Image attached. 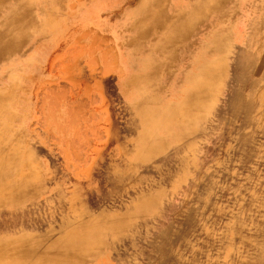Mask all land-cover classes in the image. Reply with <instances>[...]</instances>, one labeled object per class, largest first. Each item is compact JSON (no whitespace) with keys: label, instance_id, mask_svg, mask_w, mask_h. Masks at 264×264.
Returning a JSON list of instances; mask_svg holds the SVG:
<instances>
[{"label":"rangeland","instance_id":"374dc122","mask_svg":"<svg viewBox=\"0 0 264 264\" xmlns=\"http://www.w3.org/2000/svg\"><path fill=\"white\" fill-rule=\"evenodd\" d=\"M194 1L0 0V264H264V18Z\"/></svg>","mask_w":264,"mask_h":264},{"label":"bare ground","instance_id":"6f19581e","mask_svg":"<svg viewBox=\"0 0 264 264\" xmlns=\"http://www.w3.org/2000/svg\"><path fill=\"white\" fill-rule=\"evenodd\" d=\"M206 1L208 3H206L208 7H204L206 11L208 10H213L214 13V16H217L216 17V21H222L224 18H228V16H226V14H224V11H223V3H224V0H198V1H194L192 2V4H189L188 6V12H187V9L186 10H183V12H181L179 15H178V18L180 20H190V16L191 15H196L200 10H201V6L203 4V2ZM237 2V0H236ZM239 2V0H238ZM233 3V2H232ZM205 4V5H206ZM204 5V6H205ZM206 5V6H207ZM195 12H197L195 14ZM200 16V15H199ZM198 16V17H199ZM197 16L196 17H192L193 19L195 18H198ZM205 16H202L200 17L199 19H204ZM199 19H196L195 22H197V20ZM188 20V21H189ZM185 23H187L185 21ZM188 24V23H187ZM174 30V29H172ZM172 30H169V31H166L168 32V35L166 38L167 39H163V40H160L158 43L162 45H165L167 43H169L171 40L174 41L175 38H179V35H181V32H176L175 30L172 31ZM188 31V30H187ZM215 41V40H213ZM223 43H219L218 41H215L212 43V47L211 46H207L209 49H213V51H215V53L217 52L218 54L223 51L222 45ZM4 45L6 47V49L4 48ZM206 47V48H207ZM224 47V46H223ZM8 43L5 41L3 43V45L1 46L0 48V53L2 54H5L8 52ZM225 48V47H224ZM203 49V48H201ZM201 53H204V51H200ZM217 58V57H215ZM214 58V59H215ZM220 59L223 58L222 56L219 57ZM151 65V62L149 59L145 58L144 59V63L142 64L143 68H146V67H149ZM214 66V64H213ZM217 66V65H216ZM215 67V66H214ZM198 69V68H197ZM202 71L205 70V69H201ZM199 71V70H198ZM200 73V72H199ZM202 73V76L201 75H198L196 76L197 74H195L193 78H191L189 80V84H191V87L187 88V89H183V93L184 96H185V100L183 102L180 101V113H178V115H176L174 118L172 119H168V120H165L164 117H163V114L164 113V110H166L164 107V109L162 110V108L160 109H157L151 113H148V114H152L153 116H155L156 120H153V119H147L146 124H144V127H145V130H144V133H143V137H148L150 136V133L151 131L154 129H158L159 131L162 130L164 132V135H169L170 136H175L176 133H182L184 128H183V125H190V124H195L193 122L198 121V119H200L199 117L201 116V113L205 110V108L210 104L208 102H206V99H207V96L209 94H214L216 92V88H215V85H214V81L218 75V72H213V73H205L204 72H201ZM188 78V77H187ZM186 78V79H187ZM186 90V91H185ZM181 92V91H180ZM158 98V97H157ZM151 99V98H150ZM155 99V98H154ZM2 100V99H0ZM153 101V100H152ZM151 101V103H152ZM162 102V101H161ZM1 103V102H0ZM148 103V102H147ZM150 104V103H149ZM161 104V103H160ZM154 106V104H153ZM161 106V105H160ZM1 109V108H0ZM1 112V111H0ZM200 115V116H199ZM179 116H184V117H180L177 119V117ZM203 119V118H202ZM201 119V120H202ZM198 122H201V121H198ZM196 122V124L198 123ZM188 123V124H187ZM199 124V123H198ZM143 132V131H142ZM136 149V148H135ZM1 154V153H0ZM3 155V154H2ZM6 156V155H5ZM4 156H3V160H4ZM1 159V158H0ZM7 159V158H6ZM7 168H8V172L10 171H14L16 168H14L15 165H8L7 164ZM1 167V165H0ZM18 168V166H16ZM4 169H6V166L3 167ZM23 185V184H22ZM21 185V186H22ZM15 189V188H14ZM16 190V189H15ZM13 192V191H12ZM21 193V192H20ZM19 193V194H20ZM14 194V192L12 193V195ZM16 194V193H15ZM14 194V196H16ZM5 194H3L4 196ZM2 196V195H1ZM6 196V195H5ZM11 197V198H14ZM18 196V195H17ZM10 198V197H9ZM10 198V199H11ZM3 200H5L4 198H2ZM7 200V199H6ZM2 201V200H1ZM13 201V200H12ZM100 239V238H99ZM94 241L98 240L97 238L96 239H93ZM103 241V240H102ZM101 242V240H100ZM104 242V241H103ZM70 246V242H69V239H65V241L63 242L62 244V248H64L65 250L68 249ZM249 250V249H248ZM19 255V254H18ZM58 259H61V258H58ZM14 263V262H13ZM14 264H21V261L19 259H16L15 260V263ZM66 264H78L76 261L73 260V258L67 260Z\"/></svg>","mask_w":264,"mask_h":264},{"label":"crops","instance_id":"0c3cea01","mask_svg":"<svg viewBox=\"0 0 264 264\" xmlns=\"http://www.w3.org/2000/svg\"><path fill=\"white\" fill-rule=\"evenodd\" d=\"M239 5L242 9L240 18L245 17L244 22L264 18V0H240Z\"/></svg>","mask_w":264,"mask_h":264}]
</instances>
